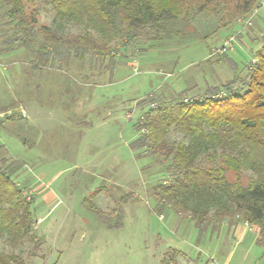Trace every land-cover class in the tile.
I'll use <instances>...</instances> for the list:
<instances>
[{
    "label": "rangeland",
    "instance_id": "374dc122",
    "mask_svg": "<svg viewBox=\"0 0 264 264\" xmlns=\"http://www.w3.org/2000/svg\"><path fill=\"white\" fill-rule=\"evenodd\" d=\"M239 3L195 5L176 23L178 37L144 38L126 55L118 52L115 69L102 75L109 62L96 55L33 70L32 51H0V141L25 164L16 180L33 200L34 220L16 244L0 235V252L18 254L17 264H264L258 230L247 223L235 236L227 224L200 232L189 212L160 211L155 191L168 180L170 159L132 147L148 94L189 88V96L202 95L256 62L264 45V0L248 14L239 12ZM29 5L39 11L38 24H55L48 0ZM0 16L2 42L9 26ZM54 103L74 111L65 114L66 124H53ZM85 121L91 126L84 128ZM181 138L172 129L167 141ZM216 162L206 155L198 160L202 166ZM227 176L247 184L255 173L241 168Z\"/></svg>",
    "mask_w": 264,
    "mask_h": 264
},
{
    "label": "trees",
    "instance_id": "16d2710c",
    "mask_svg": "<svg viewBox=\"0 0 264 264\" xmlns=\"http://www.w3.org/2000/svg\"><path fill=\"white\" fill-rule=\"evenodd\" d=\"M33 1L0 0L9 26L0 51H32L33 70L96 55L109 62L99 72L102 75L115 69L118 52L126 55L140 40L162 42L178 37L180 17L212 0H48L55 12L54 25L38 24L39 11L29 5ZM238 2L239 12L248 14L259 0ZM70 25L82 30L67 32ZM232 62L228 63L235 68ZM188 93L189 88L170 95L148 94L143 100L147 108L135 125L139 135L133 148L156 159H170L168 180L156 186L158 209L171 206L177 212H189L200 232L215 231L225 223L229 227L247 223L258 230L257 242L264 246V45L245 72L237 75L235 70L232 78L209 85L202 95ZM172 129L180 131L182 138L169 145ZM204 155L217 162L200 165L198 160ZM241 168L255 173L247 184L228 179L229 171ZM24 169L23 160L11 155L0 141V235L15 244L34 222L33 200L27 199L16 180ZM17 263L18 254L0 252V264Z\"/></svg>",
    "mask_w": 264,
    "mask_h": 264
},
{
    "label": "crops",
    "instance_id": "0c3cea01",
    "mask_svg": "<svg viewBox=\"0 0 264 264\" xmlns=\"http://www.w3.org/2000/svg\"><path fill=\"white\" fill-rule=\"evenodd\" d=\"M0 11H1V9H0ZM1 17V16H0ZM55 104V106H57L56 105V103H54ZM61 104V103H60ZM58 105L57 106V109H55V115H54V119H55V121H53V124H57V121H59V123L60 124H66V121L68 120L67 118H66V116H65V114H74V111H70V110H68V109H66V108H64V107H61V105ZM44 104H42V105H40V108H38L37 110H36V120H37V122L39 123V118H40V115L42 114V111H41V108H43L42 106H43ZM25 111H26V113H27V110L25 109ZM84 111V110H83ZM82 111V112H83ZM82 112H80V113H82ZM43 113H44V111H43ZM25 116V115H24ZM26 116H28L27 114H26ZM48 118V117H47ZM44 120V119H43ZM45 124V121H43V126H45L44 125ZM89 124H92V122H88V121H85V123H84V128L85 127H89V126H91V125H89ZM80 131H81V129H80ZM77 142V141H76ZM75 142V143H76ZM76 146H79V144H76ZM42 147V146H41ZM44 147H46L44 144H43V148ZM54 198H56L55 196H54ZM41 220V218H38V220H37V222H39ZM226 224V223H225ZM238 226L239 225H237L236 227H231L233 230H234V236L236 235V233H238L237 232V230H238ZM242 233H243V231H242ZM242 235V234H241ZM240 235V236H241Z\"/></svg>",
    "mask_w": 264,
    "mask_h": 264
}]
</instances>
